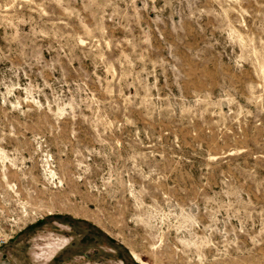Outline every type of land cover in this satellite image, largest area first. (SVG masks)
Returning <instances> with one entry per match:
<instances>
[{"label": "rangeland", "instance_id": "rangeland-1", "mask_svg": "<svg viewBox=\"0 0 264 264\" xmlns=\"http://www.w3.org/2000/svg\"><path fill=\"white\" fill-rule=\"evenodd\" d=\"M0 264H264V0H0Z\"/></svg>", "mask_w": 264, "mask_h": 264}]
</instances>
